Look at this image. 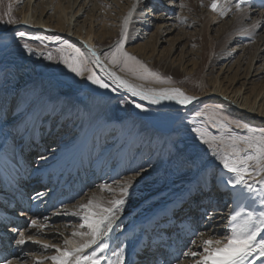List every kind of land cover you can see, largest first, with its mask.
I'll list each match as a JSON object with an SVG mask.
<instances>
[{"label": "rangeland", "instance_id": "1", "mask_svg": "<svg viewBox=\"0 0 264 264\" xmlns=\"http://www.w3.org/2000/svg\"><path fill=\"white\" fill-rule=\"evenodd\" d=\"M122 1L0 0V17H3V19L12 17L18 21L13 24H5L3 20H0V42L10 41L11 34L15 31H24L27 34L24 40H20L13 45L10 55L4 61L5 67L15 65L18 72L21 69H26L27 71L24 73H28L26 80H24L25 84L16 83L15 85V82L19 83L22 72H20L18 80H13L15 87L13 92L17 93L22 90L21 93L23 94L24 88L40 85L41 81L39 79H41V76L52 83L56 79H65L73 76L74 74L70 72L66 65L61 63V58L75 56L76 53L67 48L64 42L79 49L80 53L87 58L81 46L77 45L78 41L83 43L82 41L84 40L89 42L93 39L100 40L102 42L101 46L106 45L104 54L107 53L110 46L120 38L124 17L132 11L128 24V39L135 38L138 44L143 43L148 48H151L152 46L149 45L153 43L155 49L145 59L138 53L127 50L128 43H130L127 39L125 50L135 55L139 60L144 61L151 70L160 73L162 76L171 77L172 81L178 83H171L170 86L180 88L186 94L189 93L190 96L197 97L190 106L184 109L156 110L142 104L149 113V115H145L140 109L135 107L136 104L141 103L126 98L118 90L113 92L112 88L114 86L110 83V88L103 89L91 84L86 79L77 77L76 79L80 81L78 93H74L69 97L72 98L73 102H65V100L60 99L57 101V109H55V105L49 108V103L46 110L38 111L36 109L30 115L26 111L23 116H19L18 125L25 122H28V124L19 126L16 134L19 135L23 132V135L18 136L15 134L13 144L10 139L12 122L8 119V123H3L0 126V162L10 163L11 158L19 153V147L22 149L23 145L25 146L26 136L30 137L31 134H34V144L41 139L47 141V135L45 138L42 137V132L46 131V129L40 130L46 124L51 123L52 125L53 123L55 125L56 120L57 123L62 121L63 127L61 128L63 129L57 134V141L52 142L56 150H54L55 148L52 149V152L47 150L51 145L48 144V147H46L48 155L45 156H48L49 159L40 164H37L35 160L30 165V171L24 175L25 179L27 176V180H31L30 173L35 175L36 171L38 173H46L42 178L49 176L48 185L44 184L40 188V192L46 193V195L42 196L45 202L50 197L49 192H52V187L63 177V170L69 165L68 161L71 162V160L78 159L76 158L78 153L81 155L85 149L83 145L86 142H81L78 149H76L78 144L75 143L81 135H86L89 124L88 121L84 122L85 118L79 113L81 109L85 113V110H92V106H99L100 101L108 99L111 101L110 104L113 102V105L109 104L111 109L109 110L113 115H116V122L130 119L129 124L126 122L128 124L126 126L112 121L109 128L104 125L94 131V137H101L102 134L105 137V134H107L108 139L107 141L101 140L99 141L100 145L93 146V149L98 151L97 154L99 156L93 157L92 151H90L89 155L82 158L80 165L89 169L91 167L89 172L81 171L82 168L72 174L70 173L72 171L69 172L70 179L68 182L73 181L72 186H74V191L78 195L74 202L65 205L58 204L51 209L45 208L46 205L42 203L36 216L25 217L21 215L20 217L19 214L15 213L16 210H6V206L1 204L7 196L0 191V220L3 217L6 218L8 213V216L11 214L14 215L12 218H23L28 223L22 230H15L14 224L7 222V218L4 224L0 223V233L6 232L5 234H8L14 244L12 249L14 256L8 259L5 262L6 264H35L37 258L42 259L45 256L57 255L58 253L55 250L45 251L33 241H41L57 246L62 245L63 238L68 237V232L75 230L74 226L79 224L77 218L64 215L63 209H72L74 205L85 203L91 197H113V194L107 191L102 192L100 185L108 184L116 187L117 183L133 177L134 181L130 192L136 198L140 195L139 188L143 185L156 186L158 181L164 180L167 175L166 166H162L148 143L150 135L161 134L155 122L151 119V114L164 111L177 117L174 126L179 128V134L189 143L198 144L201 152L206 150V146L194 139L193 134L189 131V126L196 127L203 121L211 131L218 134V130L211 129L210 124H208L210 112H206L203 117L195 115L197 111L203 112L205 105L209 109L219 108L222 110L223 115L247 123L258 131L264 129V7L260 6V0H246V2L242 3V7L239 10L235 5L240 3L241 0H231V11L224 16L210 8L212 0ZM158 3L161 4L159 7L156 6ZM181 3L185 6L181 7ZM122 4L125 5L126 9ZM9 5H11L10 14L8 12ZM43 9H46L48 14L44 12V15H41ZM146 9H150V11H146ZM24 12L29 16V21H26L28 26L33 27L32 24L36 22L38 25L48 26V31H27L19 27L21 22H24ZM114 15H121L122 21L118 22L115 20L117 18ZM58 17L63 18L65 27H69V30L64 31V29L56 27L59 25L57 22ZM181 17L185 19L181 20ZM90 28L93 29L92 33L87 32ZM112 33L115 35L113 39L110 38ZM79 36H82V38ZM71 37L76 39L73 40ZM24 43H27L33 51L28 52L22 48L20 45ZM48 54L52 55V60L47 59ZM30 55H33V57ZM193 60H197V65L193 66ZM167 67L170 69L168 72H166ZM94 70L99 74L96 69ZM175 73H178L182 79L176 80L174 78L176 76ZM34 76L38 77L35 78ZM105 82L108 83L106 80ZM140 82L146 84L149 82V84L155 83L152 81ZM46 87L53 100L56 96L55 90L50 84ZM225 88L229 90L224 91L227 94L223 95L221 91L225 90ZM238 88H242V90L236 94L235 100L231 101L228 99V95H233V90L235 91ZM190 91H193V94L192 92L190 94ZM260 92L262 93L256 102L255 96ZM239 97L240 100L238 101L236 98ZM244 97H247L246 100ZM222 99H224V102ZM119 100H123L124 103H117ZM241 102L243 105H241ZM56 113L57 115L54 118ZM51 115H53L54 119L51 118ZM131 124L140 125L138 134L133 135L135 129L131 127ZM81 125L85 127L87 125V129L81 127ZM58 126L59 124H56L53 130L57 131ZM50 129L51 127H49ZM58 129L60 128L58 127ZM231 130L233 134L237 135L248 134L246 129H238L235 125L231 126ZM89 139L90 141H88ZM85 140H87V145L91 149V144L94 141L93 137ZM57 142L60 143L58 144ZM132 143L135 146V150L130 153L126 148ZM101 145H103V148ZM62 146L61 152L68 149L66 153H58L57 150ZM98 146H100V150ZM11 149L13 155L7 158L6 156H9ZM113 150L115 153L112 152ZM73 153L74 156L70 158ZM58 162H61V164H58ZM140 168H146L147 173L137 176L136 173ZM75 176L76 178H74ZM177 182L179 180L173 179L174 184H177ZM183 187V184L179 187L175 186L169 194L170 196L167 195V199L163 198L164 201L168 200L169 197L170 200L171 196H178L177 193ZM161 190H166V187L158 189L154 197L159 196ZM115 195L119 196V192ZM57 202L58 200L53 203ZM55 213L61 214L55 215ZM45 218H47L46 221ZM32 220H36L38 223L43 222L46 227L42 232L38 233L29 226ZM21 232L25 234L26 243L18 247L15 244V240L20 238L19 234ZM61 233H63V236L60 235ZM28 237H31V239H28ZM58 240H62V242L60 241L58 244ZM260 259L264 260V257ZM51 262L53 263L54 261L46 260L43 261V264H51Z\"/></svg>", "mask_w": 264, "mask_h": 264}, {"label": "snow or ice", "instance_id": "2", "mask_svg": "<svg viewBox=\"0 0 264 264\" xmlns=\"http://www.w3.org/2000/svg\"><path fill=\"white\" fill-rule=\"evenodd\" d=\"M244 2L246 0H241L235 7L239 10ZM180 6L185 5L181 3ZM260 6L264 7V0H260ZM210 8L221 16L227 15L231 11V0H212ZM8 12L11 13V5L8 6ZM131 15L132 11L124 17L120 38L110 46L103 59L91 45L89 46L91 59H87L79 49L64 42L65 46L76 55L62 57L61 63L65 64L74 75L65 79H56L54 83L49 82L56 92L57 99L61 96L67 99L72 94L78 93L80 81L76 79L77 77L86 79L99 88L108 89L111 85L105 82L103 77H106L112 84L125 89L131 96L149 101L153 105H161L162 101H176L179 105H189L197 99L180 88L145 87L118 74L116 68L119 72H126L139 81L173 83L171 77L162 76L151 70L135 55L125 50ZM0 20H3L5 24L18 22L12 17L8 19L0 17ZM26 35L24 31H15L11 34L10 41L0 42V123H7L10 112L23 116L27 111L30 115L36 109L46 110L52 101V96L43 83L30 88L26 87L22 95L4 87L6 82L18 80L20 72L27 71L21 69L18 72L15 65L5 67L4 64L13 45L24 40ZM20 46L28 52L33 51L27 43ZM47 59L52 60V55L48 54ZM94 69H99L102 75L97 74ZM117 90L115 87L112 88L113 92ZM117 103L122 104L124 101L119 100ZM135 107L145 115H149L144 105L136 104ZM206 112L211 113L208 124L211 129L218 130V134L211 131L203 121L196 127L189 126L194 139L206 146L204 152L199 151L198 144L189 143L179 134V128L174 126L177 117L164 111L151 114V119L161 134L149 140L148 143L162 166H166L168 177L179 179L184 185L186 198L192 199L196 195L211 193L215 183L217 191L227 192L228 198L233 201V207L224 226L225 236L216 238L209 235L208 238H204L206 234L200 233L198 241H191V244L200 250L195 251L189 248L183 255L191 258V264H264V260L260 259L264 257V129L258 131L247 123L223 115L221 109H209L207 105L203 112L197 111L195 115L203 117ZM232 125L238 129H246L248 134H233ZM31 143L34 141H30ZM36 147L39 148L40 145L36 143ZM208 153H211L212 163L205 158ZM35 159L37 164H40L47 161L49 157L38 153ZM146 173V168H140L136 174L140 176ZM133 181L134 178L129 177L117 183L116 187L108 184L100 185L102 192L107 191L113 194L114 198L111 200L91 197L85 203L74 205L72 209H63L64 215L78 219V226H74L75 230L70 237L63 238V248L55 244L33 241L45 251L55 250L58 253L42 259L37 258L35 264H43L46 260H52L55 264H161L162 261L163 264H171L173 258L171 253L162 251L167 242L159 234L158 243H153L149 239L147 243L142 244L138 252L135 250L128 252L129 244L126 241H119L118 237L116 247H112V234L117 227H121L118 223L120 213L130 194ZM117 192L119 196L115 195ZM44 195L46 193L37 192L34 199ZM184 199L182 195L181 204ZM241 200L247 201L253 210L237 211ZM209 203H212L211 197H209ZM59 214L61 213H55V215ZM212 219L213 217L209 216V222ZM29 226L40 233L46 224L32 220ZM141 231L147 235V229ZM184 231L195 234L194 226ZM60 235L63 236V233ZM19 237L15 240V244L24 245L25 234L21 232ZM109 250L111 255L106 256L105 253Z\"/></svg>", "mask_w": 264, "mask_h": 264}, {"label": "bare ground", "instance_id": "3", "mask_svg": "<svg viewBox=\"0 0 264 264\" xmlns=\"http://www.w3.org/2000/svg\"><path fill=\"white\" fill-rule=\"evenodd\" d=\"M120 1L123 2L122 0H120ZM128 1H133V0H128ZM160 5H161L160 3L156 4L157 7H159ZM122 6L126 9L125 5L122 4ZM44 12L48 14V12H46V9H43V12H41V15H44L43 14ZM106 14L108 15V13H106ZM148 14L150 15V13H148ZM107 15H106V17H107ZM115 17L117 18L115 20H117L118 22L122 21V18H121L122 16L121 15L115 16ZM118 17H119V19H118ZM23 20H24V22H21L19 27H21L24 30L35 31V32H46V31H48V29H47L48 26H46V25H38L36 22H34L35 25L32 24L33 27L28 26V23L27 22L25 23V21H29V16L26 13L23 15ZM57 22H58L59 25L56 26V27H58L60 29H64V31L69 30L68 29L69 27L68 28L65 27L63 18L61 19L60 17H58ZM92 30L93 29L90 28L87 32L92 33L93 32ZM79 37L82 38V36H79ZM114 37H115V35H114V33H112L110 38L113 39ZM71 38L73 40L76 39L75 37H71ZM78 40H81V39H78ZM82 40H84V39H82ZM128 40H129L128 42H130V43H128L127 50L129 52H136V53H138L139 55H141L145 59H147L148 56H149V53H151L155 49V45L153 43L152 44L150 43L151 45H149V46H152L153 48L152 47L148 48L147 45H144L143 43L141 44L139 42L140 44H138L135 41V40H137L135 38H129ZM78 42L80 43V41H78ZM82 42L83 43H80V44L77 43V45L81 46L83 52L86 53V56H87L88 59H91V53L89 52V46L90 45L96 49V51L101 55L102 59L104 58V52H105L104 48H105L106 45L101 46L102 42L100 40H94L93 39L90 42L87 41V40H84ZM31 57H33V55ZM15 62H17V61H15ZM142 62H144V61H142ZM194 65H197V60H193V66ZM96 70L99 72V74L102 75V73H100L99 69H96ZM115 70L118 72V74H120L122 76H125L126 78H128L132 82L138 83V84H143L145 87H152V88L172 87V86H170L171 83H168V84H157V83L149 84L150 82L148 84H146L144 82L142 83L139 80H136L135 78H133L132 76H130V75L124 73V72H119L118 68H116ZM168 71H170L169 67L166 68V72H168ZM24 72L21 73L22 75H21V77L19 79L20 80L19 83L15 82V85H16V83L17 84H20V83L25 84L24 80H26V78L28 76V73H24ZM175 75L176 76H174V78L176 80L179 81L180 79H182L181 77H179L178 73H175ZM37 77H35V78H37ZM103 78L106 81H108V83H110L112 86L117 88L119 92L124 94L126 96V98H129L130 100H134L135 102L144 104L145 106H148V107L156 109V110L180 109V108L184 109V108L190 106L193 103V101H192V103L189 104V105H179L176 101H162L161 105H153L149 101H144V100H141L139 97L131 96V94L128 93L125 89H120L118 87V85L112 84V82L107 80L106 77H103ZM39 80L45 86H48L50 84L49 82H51V81H48L46 78H44L42 76H41V79H39ZM173 83L178 84L175 81H173ZM4 87L8 88L10 91H14V89H15L14 81L12 80V81L6 82ZM228 90H229L228 88H225V90H223V91L220 90V91L223 92V95H225L227 93H225L224 91H228ZM241 90H242V88H238L235 91L233 90V95H228L229 96L228 99H230L231 101H234L235 97H236V94H238ZM21 91L22 90L17 92V94L18 95H22ZM191 92L193 94V91H190V94H191ZM261 93L262 92L258 93L255 96L256 97V100H255L256 102L258 100V97L261 95ZM229 94H231V93H229ZM188 95H189V93H188ZM246 98H245V100H246ZM60 99L61 100H65V102H68V101L69 102H73L71 100L72 98L68 97L66 99L64 96H61L59 99H57L56 96H55L54 99L51 101V103L49 105V108H51V106L55 105V109H57V107H58L57 101L60 100ZM225 99H227V98H225ZM236 99L239 101L240 97L236 98ZM248 99H249V97H248ZM222 100L224 102V99H222ZM110 102L111 101H109L108 99L107 100H102V101L99 102V104H100V105L98 104L99 106H96V107L92 106V110H90V109L88 111L85 110V113H84V112H82V109H81V111L79 112V113H81V116L83 118H85L84 122L88 121L89 124H88V129H87V125H86V127L84 125H81V127H83V128L85 127V129H87L86 130V135L85 136L81 135L76 140L75 143L78 144V146L76 148V149H78V148H80V143L81 142H86L85 145H83V146H85V149H84V151H83V153L81 155H80V153H78V155L76 157L78 159H75L73 161L71 160V162L68 161L69 165L66 166L64 168V170H63V177L60 179L61 182L66 177L67 178L70 177V174H69L70 171H72V172H70L72 174L75 171H78L80 168H82L81 171H83L85 173H86V171L89 172L91 170L90 166H89L90 167V169H89V168H85L83 165H80L82 158L86 157L87 155H89L90 151H92L91 153H92L93 157L99 156L97 154L98 151H95V149H93V146L94 145H100L99 141H101V140L107 141V139H108L107 138L108 137L107 134H105V137H104V134H102L101 137H99V136L94 137L93 134H94L95 130H97L99 127L104 126V125H106V128H109L110 127V123L112 121H114V123L122 124L123 126H126V125L129 124L130 119L129 120L128 119L127 120L124 119L123 122H121L122 120H119V122H116L117 121L116 120V115H113L111 113V111H110L111 110L110 109V105L111 104L113 105V102L111 104H110ZM241 105H243L242 102H241ZM96 109H97V111L95 112ZM37 110L40 111V109H37ZM56 115H57V113L54 114V118H55ZM19 116H20L19 113L10 112L8 117H7V121H8V119H10L11 122H12L11 123V127H10V128H12V130L10 132V135H11L10 139L12 141L11 142L12 144H13V141H14V138H15L14 135L16 133H18L17 129H19V126L20 127L22 125L26 126L28 124V122L27 123L25 122L26 124L25 123L20 124L21 123L20 122L19 123L20 125H18ZM51 116H52L51 118L54 119L53 115H51ZM126 122H128V124ZM56 124H59L58 127L60 128V129H58V127H57V131H55V129L53 130V127H55ZM1 125H3V123H0V126ZM49 127H51L50 130H49ZM61 127H63L62 121L57 123V120H56L55 125H53V123H52V125H51V123L46 124L43 127V129H41L40 131L46 129V131L42 132V137L45 138L46 135H47V137H46L47 141H45V139H41L38 142V144L40 145L39 148L36 147V142H35V144L34 143L30 144V141L35 140V135L34 134H31L30 137L26 136L25 137L26 139L24 138L25 139V146L23 145L22 149H21V147H19L20 148L19 149V153L17 155H15V157L11 158L10 163L9 162L8 163H4V161H3V163L0 162V166L3 167L2 172H1V174L3 175V179L6 176V178H10L12 180H16L17 177L13 175V172L15 170H19V169L25 170L26 169V171H30L29 158L31 157L34 160L38 153L39 154H43V155H48V153L46 152V147H48V144H51V145L49 146L50 149L48 148L47 150L52 152L53 151L52 149L55 148L53 146L52 142L57 141V134H59L60 133L59 131L61 129H63ZM131 127H133L135 129V132L133 133V135L134 134H138L140 125L131 124ZM16 135H18V134H16ZM21 135H23V132H22V134H19L18 136H21ZM152 135L149 136L150 137L149 140H151V139H153V138L158 136V134H156L155 136H152ZM73 136H75V135H73ZM68 137H69V135H68ZM91 137H93L94 141H93V143L91 141V143H92L91 147H90L91 149H89V147L87 145L88 142L85 139L86 138L88 139V138H91ZM73 140H74V138H73ZM149 140H148V142H149ZM88 141H90V139ZM98 147H99V150H100L101 149L100 146H98ZM101 147L103 148V145H101ZM134 147L135 146L132 143V145L127 146L126 150L131 153L133 150H135ZM62 149H63V146L57 150L58 153H63V152L66 153L67 150H68V149H66L65 151L61 152ZM6 150H8V149H6ZM54 150H56V148ZM112 152H114V150ZM12 155H13V152H12V149H11L10 153H9V156H6V157L10 158ZM73 156H74V153L70 156V158L73 157ZM210 157H211V153H208V156L205 157V158L208 160L209 163H212ZM124 159H126V157H124ZM61 162H63V161H61ZM61 162H58V164H61ZM65 164L67 165V163H65ZM220 167H222V166H220ZM45 174H46L45 172H39L38 173V171H36L35 175H31V173H30V176H31L32 179H41L42 180V177H44ZM3 179H1V180H3ZM173 179H175V178H170V177H168V175H166L164 177V180L157 182L156 186H151L150 184L143 185L142 187L139 188L140 195H138L136 198L134 197V194L130 192V194H129L128 198H127V201H126V203H125V205L123 207V210L120 213V220H119L118 223L121 225V227H117L114 230L113 234H112V237H113V239H112V247L113 248L116 247V244L118 242L117 241V237H118L119 241H126L129 244L128 252L131 253L134 250L135 251H137V249L140 250V247L142 246V244L143 243H147L149 241V239H151L153 243H158L159 242L158 234H159V235H162L163 236V240L165 242H167V245H166L165 249H162V251H165L167 253H171V255H173L174 253L177 254V258L175 260L172 259L171 260V264H191V258L185 257L183 255V253L187 252L189 250V248H192V250H195V251L200 250L199 248H197V247H195V246H193L191 244L192 240H197V241L199 240L200 233H205L206 234L204 238H208L209 235L214 236L216 238H222V237L225 236L224 226H225V224L227 222V217L229 215L230 209L233 207V201L228 198L227 192L217 191V189L215 188V183H214V186H213V189H212L211 193H205L203 195H196L192 199H188L187 202H189V203L186 206H185L186 203L183 205V206H185V208H184V211H182V207H180V204H179L180 201H181L182 195L185 197V199H187L185 191H184V187L179 190V192L177 193L178 196H174V197L171 196V199L173 197L174 199H177V200L170 201L169 200L170 197L168 198V200H165V201L163 199L164 197L166 198L167 195L170 196L169 194L171 193L172 189L175 186L179 187L182 184L179 179H177V181L179 180V182H177V184H174L173 183ZM39 182H40V180H39ZM164 187H166V190H161V194L160 195L158 194L159 196L154 197L155 192L158 189H163ZM209 197L212 198V203L211 204L209 203ZM77 198H78V196H74V197H71L69 199H66L64 201V204H62V205H65L67 203L70 204L71 202H74ZM102 198L107 201V200H111L114 197H107V196L103 197L102 196ZM148 198H150V199H148ZM171 202H172V205H171ZM14 203H15V201L13 202V204ZM2 204L5 205V200H3ZM178 204H179V206L177 208ZM236 210L237 211H242V210L251 211V210H253V208L248 204L247 201L241 200L240 201V207H238ZM205 213H207V215H205ZM20 214L23 215L24 213L21 212ZM209 216L213 217L211 222H209ZM193 226H194V229H195V234H193L192 232L184 231V229L191 228ZM142 229H147V235L144 234L141 231ZM73 231L71 230V232H68V237H70V234ZM58 241H59L58 244L60 243V241L62 242V240H58ZM59 246L61 248H63V243H62V245L60 244ZM105 255L106 256H110L111 255V251L109 250L108 252L105 253ZM51 264H55V262H53V263L51 262ZM161 264H163V261L161 262Z\"/></svg>", "mask_w": 264, "mask_h": 264}]
</instances>
